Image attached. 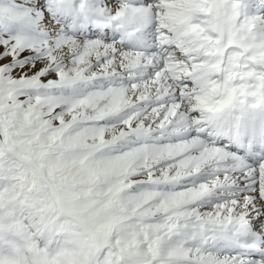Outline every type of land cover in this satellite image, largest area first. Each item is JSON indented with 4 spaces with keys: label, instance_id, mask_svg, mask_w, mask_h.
Returning a JSON list of instances; mask_svg holds the SVG:
<instances>
[{
    "label": "snow or ice",
    "instance_id": "6c2138e0",
    "mask_svg": "<svg viewBox=\"0 0 264 264\" xmlns=\"http://www.w3.org/2000/svg\"><path fill=\"white\" fill-rule=\"evenodd\" d=\"M0 264H264V0H0Z\"/></svg>",
    "mask_w": 264,
    "mask_h": 264
}]
</instances>
